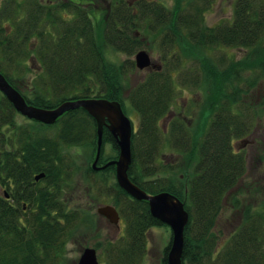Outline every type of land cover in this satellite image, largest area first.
<instances>
[{
  "label": "trees",
  "instance_id": "16d2710c",
  "mask_svg": "<svg viewBox=\"0 0 264 264\" xmlns=\"http://www.w3.org/2000/svg\"><path fill=\"white\" fill-rule=\"evenodd\" d=\"M56 1L53 13L80 11L78 3ZM107 1L112 7L110 20L102 24L99 44L96 30L85 17L65 23L66 17L53 20L47 6L34 0L36 7L27 8L26 16L19 19L24 6L7 0L0 6V59L9 64L20 65L27 59L32 65L35 60L42 64L24 85L26 78L12 76L1 64L0 71L35 106L52 108L67 100L106 98L119 101L126 113L132 108L138 125L129 176L150 194L168 191L185 203L190 219L184 264H264V205L243 204L238 199L234 207L245 208L241 224L226 237L212 233L225 196L248 170L242 146L255 132L264 107V0H235L233 16L216 25L206 20L212 0H181L176 10L153 0H136L131 6L126 0ZM94 2L91 9L108 13L103 10L108 3L97 8L100 2ZM10 20L15 23L11 31L3 24ZM52 22L62 29L52 32ZM36 31L39 40L35 43L17 40L19 34ZM141 37L164 52L162 68L147 72L126 96L123 89L135 63L130 58L114 69L106 63L102 47L132 57L148 45ZM177 44L198 63L190 72L186 70L185 77L180 76L183 86L199 93V99L190 101L191 107L205 104L199 109L197 131L179 117L167 130L160 125L174 102L181 106L175 99L180 87L176 71L191 57H171ZM227 49H237L241 57ZM215 51L222 52L217 55ZM257 96L262 100H256ZM164 137L170 149L181 153L182 162L167 163L162 170L158 160ZM103 142L118 149L107 129ZM97 143V123L84 109L67 111L52 125L22 120L0 91V264H65L69 242H85L98 218L72 201L75 197L69 189H74L78 167L65 149H96ZM259 157L264 159V154ZM39 173L46 176L36 181ZM85 174L91 183L89 196L96 187L112 196L127 224L125 235L105 246L106 264H143L147 231L162 222L151 214L147 201L133 198L118 185L113 165L103 171L89 168ZM168 252L169 246L164 264H168Z\"/></svg>",
  "mask_w": 264,
  "mask_h": 264
},
{
  "label": "rangeland",
  "instance_id": "374dc122",
  "mask_svg": "<svg viewBox=\"0 0 264 264\" xmlns=\"http://www.w3.org/2000/svg\"><path fill=\"white\" fill-rule=\"evenodd\" d=\"M11 1V0H9ZM20 1L23 5L25 0H13ZM134 5H136V1H132ZM157 2L165 5L169 10H176L181 3V0H158ZM235 0H212V5L210 9L206 11V20L209 25H216L223 20L230 18L233 16ZM57 3L56 0L53 1V6ZM66 11L59 10V12H55L53 14L56 20L61 21L64 17ZM23 18V16H22ZM14 20H10L9 22H4V26L7 27L9 31H11V27L15 26ZM69 21L67 18L63 23ZM50 27L51 31L57 33L62 27H55L54 22H52ZM99 31H103V27H99ZM32 33V32H31ZM27 34L26 32L22 35L19 34L17 40H26V43H35L39 40L38 31ZM100 33H97L96 38L99 41V44L102 42L100 39ZM17 37V36H16ZM143 37H141V40ZM144 42H147L149 45H142L141 48L146 49L151 54L153 61L155 63H161L163 59V53L160 51L158 47H154L148 39H143ZM25 43V44H26ZM28 45V44H27ZM101 46V45H100ZM27 46L24 45V48ZM158 48V49H157ZM183 48L182 44H177L175 51L171 52L172 56H178L182 60L185 58H190L191 56L186 55L181 49ZM33 49V47H32ZM102 49L105 51L106 55V63L109 64L114 69H119V67L124 63L125 60L131 58L134 60V56L128 57L125 53L117 52L110 48L109 46H103ZM228 52H237L238 57H241V52L237 51V49H227ZM222 51H215V54H219ZM174 54V55H173ZM30 59L23 61L20 63H6L4 59H0V64L2 65L5 72L11 73L12 76L16 78H26L24 79L22 85L27 84L29 81H32V78L36 75V68L39 67L42 63L38 60H35L34 65L29 62ZM198 63L191 57L188 62H184L183 65L176 71V79L179 81V89H177V94L175 96L176 101H178L181 106H178L176 102L173 103L171 112L168 117H163L160 125L167 130L171 125L174 118L179 117L183 118L184 122L192 127L193 131H197L200 126V120L198 118L201 113L200 107L202 108L205 104L198 103L195 106L190 105V101L194 98L199 99V93L196 88H192L188 85L183 86L182 77H185L186 70L187 73L190 72L192 67H197ZM28 66H32L31 70H29ZM170 68H172L170 66ZM145 71H140L136 69L133 73H130V79L128 85L124 86V94L128 95L129 87L134 86L139 80H141L145 76ZM185 87V88H184ZM264 94V85L263 90L261 91ZM262 100L261 97H256V100ZM262 102V101H259ZM205 103V102H203ZM191 107V109H190ZM181 113V114H178ZM127 115L132 119L135 127L138 125V116L137 113L131 108L127 112ZM260 116L258 123L255 128V132L251 134V137H248V142L245 146V152L248 157V170L244 177L238 182V185L233 189L231 194H227L223 201V211L220 217L216 222V226L213 228L212 233L216 235V237H226L229 232H231L234 228H236L244 219L245 208L237 209L234 207L238 203V199H241L243 204H254L255 206L264 205V159L259 157V154H264V107L260 110ZM258 139V142H257ZM166 138L163 139L161 154L158 162H160V169H165L167 163H171L170 165H176L177 163L182 162L179 159V155L181 153L177 152L175 149H170L166 142ZM256 140V141H255ZM165 142V143H164ZM242 143V142H241ZM243 145V143H242ZM104 157L102 158V163L107 162L109 160L117 159L119 152L114 147L112 143L104 144ZM94 148H70L69 152L74 157V161L78 167L77 174L73 180L74 189H69L70 193H74L73 198L75 197L74 202L84 209L91 210L96 214L98 207L101 205L114 204L115 200L112 196L104 194L103 190L99 189V187L93 188L89 196L88 186L91 184L85 171L92 167L94 157H95ZM104 173V172H103ZM164 173V172H163ZM108 174V173H107ZM99 177H97L98 179ZM109 182L113 178V176H109ZM96 179V180H97ZM72 186V187H73ZM256 190H259L256 192ZM254 199V200H253ZM122 217V215H121ZM97 222H95L94 226L91 230L88 231V238L81 245H77L74 242H69L66 253H65V264H77L80 254L85 246L96 248L99 261L101 264H106L107 258L104 253L105 246L110 242H117L121 238V236L126 233V220L122 217L120 223V229L112 223H110L107 219L101 216H97ZM172 240V230L171 228L162 223L160 225L154 226L147 231V254L144 258L143 264H164L163 259L166 255V250L170 245Z\"/></svg>",
  "mask_w": 264,
  "mask_h": 264
},
{
  "label": "water",
  "instance_id": "95a60500",
  "mask_svg": "<svg viewBox=\"0 0 264 264\" xmlns=\"http://www.w3.org/2000/svg\"><path fill=\"white\" fill-rule=\"evenodd\" d=\"M136 65L140 69L152 65L147 51L141 50L136 54ZM0 90L20 114L46 124L55 123L59 117L70 110L82 108L87 111L96 120L98 128V146L93 168L101 170L111 164L116 166V177L120 187L133 198L147 201L152 215L171 228L172 241L168 252V264H184L185 229L190 219L189 212L185 208L184 202L176 195L168 191L149 194L130 179L129 169L133 162L132 137L134 126L119 101L106 98H88L67 100L56 108L35 106L27 102L25 97L8 81L1 71ZM105 128L116 139L119 158L103 166H98ZM44 176L45 174L41 173L36 175L35 179L38 181ZM97 212L99 215L106 217L111 223L119 224L120 214L113 205H102L98 207ZM78 264H100L96 250L86 247Z\"/></svg>",
  "mask_w": 264,
  "mask_h": 264
},
{
  "label": "flooded vegetation",
  "instance_id": "af4514ba",
  "mask_svg": "<svg viewBox=\"0 0 264 264\" xmlns=\"http://www.w3.org/2000/svg\"><path fill=\"white\" fill-rule=\"evenodd\" d=\"M6 1L7 0H0V6L2 7L4 5V3H7ZM39 1H41L42 4H45L47 6V10L49 11L50 17H53L52 14H54L53 13V1L54 0H39ZM70 1H73V3H78V5H79L78 7L80 8V11H78V12L74 11V9H73L71 11H68V13H66V18H72V19H76L79 16L82 17V18H84V17L86 18V16H85L86 12H94V11H96V10H93L94 8L91 9L93 6H95V2L94 1H96V2L99 1L100 2V3L96 4V7L98 6V4L101 5V3L102 4L109 3L107 0H94V1L93 0H70ZM80 1H82V2L80 3ZM87 1H89V2L87 3ZM15 3H16V5H18L17 3L21 4L22 2L20 3V1H16ZM23 6H24L23 7L24 11H21L20 14L18 15L19 19H21L22 16H23V18H24V16H26L27 8L36 7V3L34 2V0H25V2L23 3ZM97 8H99V7H97ZM95 14L96 15L98 14L97 11H96ZM5 197L6 198H10V195L8 194V196H7L6 192H5Z\"/></svg>",
  "mask_w": 264,
  "mask_h": 264
}]
</instances>
